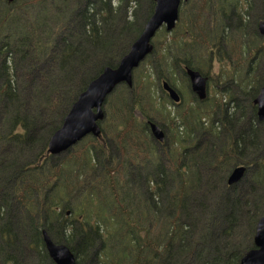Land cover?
I'll return each instance as SVG.
<instances>
[{
  "label": "trees",
  "instance_id": "1",
  "mask_svg": "<svg viewBox=\"0 0 264 264\" xmlns=\"http://www.w3.org/2000/svg\"><path fill=\"white\" fill-rule=\"evenodd\" d=\"M15 2L0 0V264H53L42 230L70 249L75 264H239L254 248L255 226L264 213V121L257 120L253 105L264 84V67L263 79L252 76L255 63L264 64L263 38L251 29L245 42L239 19V35L221 43L219 20L202 31L197 21L206 0H197L191 23L201 25L204 57L197 58L196 39L189 43L183 35L181 41L173 36L169 44L163 39L153 45L159 67L154 69L161 73L158 80L165 77L169 83L181 64L182 79L185 68L209 72L213 50L225 53L230 68H221L217 76L223 82L221 98L211 102L210 110L196 103L170 117L155 107L139 66L130 89L118 85L108 96L101 135L85 137L52 165L50 136L88 83L128 52L154 3ZM140 2L147 4L141 16ZM217 2V11L225 14ZM29 3L36 5L30 16L22 13ZM153 116L171 131L172 150L163 151L161 162L143 123ZM106 137L116 143L117 159L108 156ZM126 162L147 171L130 177ZM238 166L249 172L242 180L243 201L239 189L226 184ZM200 189L210 196L225 192L208 203ZM71 197L74 202H67ZM207 204L212 206L207 209ZM215 210L223 213L218 233Z\"/></svg>",
  "mask_w": 264,
  "mask_h": 264
},
{
  "label": "water",
  "instance_id": "2",
  "mask_svg": "<svg viewBox=\"0 0 264 264\" xmlns=\"http://www.w3.org/2000/svg\"><path fill=\"white\" fill-rule=\"evenodd\" d=\"M5 1L12 3L14 0ZM187 1L152 0L153 11L139 36L131 44L128 52L120 58L116 67L103 68L78 95L63 118L61 126L50 136L47 143L48 155L64 153L87 136L98 138L101 135L98 123L105 117L103 106L107 97L118 85L124 84L129 88L132 86V72L152 52L151 40L156 32L161 27L167 32L172 31L178 20L179 7L181 3ZM259 35L264 36V20L259 23ZM185 75L191 92L198 100H204L207 96V78L192 69H185ZM161 89L167 93L171 101L179 102L178 94L166 81L161 83ZM253 105L256 108L257 120L263 122L264 84L254 97ZM149 131L157 143L165 142L164 132L156 123L149 122ZM245 174L246 167H235L228 175L226 184L228 186L237 184ZM41 235L45 252L53 264H75V256L66 245L54 243L45 230H42ZM252 241L254 248L245 252L239 264H264V213L256 223Z\"/></svg>",
  "mask_w": 264,
  "mask_h": 264
},
{
  "label": "rangeland",
  "instance_id": "3",
  "mask_svg": "<svg viewBox=\"0 0 264 264\" xmlns=\"http://www.w3.org/2000/svg\"><path fill=\"white\" fill-rule=\"evenodd\" d=\"M23 0H17V2H15V6L20 3ZM114 1V0H111ZM145 2V1H143ZM140 2L139 6L137 7V10L139 12L140 10V16L141 13L144 14V11L147 10V4ZM197 0H188V2L185 3H181L180 7H179V12H178V20L175 24V27L172 31L167 32L164 30V27H162L160 30L157 31V33L155 34V36L153 37L151 44L155 45L158 41L163 42L162 40L164 39V42L166 40L167 44L169 39H171L173 36L177 37L178 41H181V37L182 35L185 36L186 38V42L188 41L189 43L193 41V39H196V42L198 43L196 45V50H197V58L200 57H204L203 56V52H204V47L199 45V43L201 42V35L199 33V30L201 31V25H203L202 31H208V29L210 28V26L213 25H217L218 20L223 28V30L221 31V35L224 37L221 40V43L223 41H225L226 43L230 40V41H234L236 39V37L239 35V33L237 32L240 24H239V19L241 21V23L243 24V40L246 42L247 38L250 37V30L254 29L253 31L257 33V36L260 38H263L261 36H259L258 33V24L264 20V3L260 2V0H256L254 2H252V0H221L222 2V6L224 8V12L221 11H217L218 10V5L219 2H217V0H206V10H204V14L200 15L199 19H198V23L201 24L198 26H194L191 23V18L194 15V9L197 8L198 3H196ZM196 3V4H195ZM48 4V2H46V5ZM0 6H3L2 4H0ZM36 10V5H31L29 3V5L25 8L22 9V13L25 12V14H28V16L33 15L35 13ZM18 14L20 13V9L17 12ZM180 16V14H182ZM212 16H216L217 20H215L214 18L211 17ZM204 28H206V30H204ZM161 31V32H160ZM204 35V33L202 34ZM166 38V39H165ZM255 40V39H254ZM263 42H264V38H263ZM155 48V47H154ZM213 56L214 59L212 60V66L208 72V70H206V68H203L202 70L198 69L197 71H200L199 73L201 75H205V76H210L212 79V85L210 87V89L208 90L207 93V99L203 102V103H199L200 105H202V108L204 110H210L209 107L211 105V102H213V100L215 99H219L221 98V89L223 88V82H219L217 80V76L221 73V68L225 69L224 71H226L227 68H230L229 66V60L230 58H227L225 53H222V55L220 56L216 50H213ZM154 55H156L155 53V49L153 50V52L149 55V57L145 58L143 60V62H141L139 64V70L138 72H141L142 75H144V77H147V79L150 82V86H151V91L150 94L153 95V101L155 104V107L157 109L160 110V112L162 111H166L170 114V117L175 118L177 115L176 113L186 109L188 106H190L191 108H194L196 106V99H193L189 89H188V80L187 77H183L181 79L179 73L181 72L182 74V69L185 67L183 64H181V67L179 70L172 72L173 75H171V81L169 83H173V88H175L176 90H178L180 92V94L182 95L183 101L182 103L179 105V107H175L174 105H172V103L170 102V100L167 98V96H165L161 90V85L159 83V80L157 79L158 74L160 73V71H158V73L156 74L154 66L157 67V69H159V67L156 64V60L154 59ZM233 57H238V56H234ZM242 57L244 58V56L242 55ZM242 57H241V61H242ZM146 61V63H144ZM144 63V65L142 64ZM255 69L253 70L252 76H254L256 80H261V78L263 79L262 76V70L264 67V64H259L258 66V62L255 63ZM146 67V68H143ZM140 69H142V71H140ZM146 70V72H145ZM206 70V71H205ZM207 73V74H206ZM161 74V73H160ZM237 75H235V79H236ZM165 78V77H164ZM164 78L161 77V80H165ZM223 79H221L220 81H222ZM132 82H134V76H132ZM127 87V86H126ZM129 88V87H127ZM130 89V88H129ZM231 91H233V88L231 87ZM108 98V97H107ZM226 98L223 97V100ZM107 100V99H106ZM226 100V99H225ZM225 102V101H224ZM105 105H106V101L104 103L103 106V110L105 109ZM164 105L165 110H161L162 106ZM175 107V108H174ZM232 107V105H231ZM230 107V108H231ZM105 111V110H104ZM151 117V116H149ZM138 120L140 122H142L139 118ZM152 120L156 123H159L158 120L153 116ZM162 120V117H161ZM104 121V120H103ZM101 121V122H103ZM101 122H99V124H101ZM166 122V121H165ZM161 124V123H160ZM159 124V125H160ZM161 126H164V130L165 127L168 128L167 124H161ZM183 131V130H182ZM181 130H179V132H182ZM170 130L168 129L167 131V136L170 135ZM148 134V138L151 141V144L153 145L152 147V151L155 157H157L158 162H161V160H165L164 158V154L163 151H171L172 147L169 146V141L162 143L161 145L158 144L157 142H155L153 140L152 137H150L149 133ZM89 137V136H88ZM169 138V137H168ZM106 152L108 153V156L114 159L118 158V150L116 147V143L109 139L108 137H106ZM76 145H74L71 149L67 150L64 153H61L59 155H55V156H50L48 161L50 164L54 165L56 163H58L60 160H62L63 158H65V156L68 153H71L74 150V147ZM174 147V146H173ZM152 156V155H151ZM154 159V158H153ZM152 159V160H153ZM138 160V159H137ZM126 175H129L130 177H142V175L144 176L143 172L147 171L144 169H138L137 166H132L129 164V162H126ZM148 169V168H146ZM248 170H246V174L243 177L247 178V176L249 175V172H247ZM229 175V174H228ZM129 177V178H130ZM228 177V176H227ZM132 179V178H130ZM242 179V180H243ZM242 180L240 182H238L237 184L233 185L232 188L235 189H239V191L241 192V195L239 196V200L245 199L244 196L247 192V188L246 186H244L242 184ZM227 187H231L228 186ZM143 190V187L141 188ZM201 194L206 195V201H208V203H212V201L216 200V198H218L217 196L215 197L214 195H218L219 197L222 196L224 194V190L221 189L220 192L218 194H213L212 196H210L209 190L207 191V189H200L199 190ZM233 192V191H232ZM229 191H226V194H228ZM202 196V195H199ZM198 196V197H199ZM202 198V197H201ZM205 200V197H204ZM67 202H71L73 203V199L72 197L69 198V201ZM209 207L207 209H209L212 205L211 204H207ZM223 213L221 210H215V215H213V222L217 223V228L215 226V232L218 233L222 228L220 225H222V216ZM216 217V220H215ZM219 225V226H218ZM253 239V237H252ZM252 245H253V241Z\"/></svg>",
  "mask_w": 264,
  "mask_h": 264
},
{
  "label": "flooded vegetation",
  "instance_id": "4",
  "mask_svg": "<svg viewBox=\"0 0 264 264\" xmlns=\"http://www.w3.org/2000/svg\"><path fill=\"white\" fill-rule=\"evenodd\" d=\"M258 33H259V24H258ZM260 36V35H259ZM261 37H263L264 38V36H261ZM214 59V56L212 57V60ZM185 69H190V68H185ZM193 70V69H192ZM186 76V75H185ZM203 76H205V75H203ZM206 78H207V81H206V89H207V93H208V90L210 89V87H211V85H212V79H211V77L210 76H205ZM188 80V79H187ZM163 81H166V80H159V83H160V85H161V83L163 82ZM167 82V81H166ZM168 83V82H167ZM188 84H189V81H188ZM168 85H169V83H168ZM170 86V85H169ZM171 88H173V86H170ZM174 90H175V92L178 94V96H179V102L178 103H175V102H173V101H171L170 99H169V97H168V95H167V93L165 92V91H163L162 89V92H163V94L165 95V96H167V98L170 100V102L172 103V105H174L175 107H179V105L182 103V101H183V98H182V95L180 94V92L178 91V90H176L175 88H173ZM188 89H189V92H190V94H191V96H192V98L193 99H196L195 101L197 102V103H203L206 99H207V96H206V98L204 99V100H202V101H200V100H198L197 99V97L191 92V89H190V86L188 85ZM174 107V108H175ZM185 110V109H184ZM141 121L143 120V118L142 117H140L139 118ZM149 122H153V121H146V120H144L143 121V123L145 124V126H146V128L148 129V133H149V135H150V137H151V134H150V131H149ZM155 123V122H154ZM157 124V123H156ZM162 130H163V132H164V135H165V140H166V142L167 141H169V138H168V136H167V131H168V128H166L165 127V130H164V126H161V125H159V124H157ZM154 140V139H153ZM155 141V140H154ZM156 142V141H155ZM159 144V143H158ZM161 145V144H160Z\"/></svg>",
  "mask_w": 264,
  "mask_h": 264
}]
</instances>
